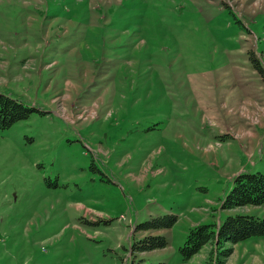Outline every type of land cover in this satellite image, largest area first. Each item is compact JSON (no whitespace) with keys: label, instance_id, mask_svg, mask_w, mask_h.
Returning a JSON list of instances; mask_svg holds the SVG:
<instances>
[{"label":"rangeland","instance_id":"1","mask_svg":"<svg viewBox=\"0 0 264 264\" xmlns=\"http://www.w3.org/2000/svg\"><path fill=\"white\" fill-rule=\"evenodd\" d=\"M0 92L34 109L0 130V264H264V235L178 250L264 218L221 208L264 174V0H0Z\"/></svg>","mask_w":264,"mask_h":264},{"label":"trees","instance_id":"2","mask_svg":"<svg viewBox=\"0 0 264 264\" xmlns=\"http://www.w3.org/2000/svg\"><path fill=\"white\" fill-rule=\"evenodd\" d=\"M34 109L21 100L0 92V130L12 126L19 120L27 118ZM244 205H264V174L261 172H241L234 176L233 186L223 197L222 209H232ZM177 218L165 215L156 220V228H170ZM264 235V218L253 215H228L216 224L199 223L188 229L183 244L179 247L182 260L190 259L206 243L219 248L220 254H229L230 248H223L225 243H237L250 237ZM167 239L161 235L147 236L135 241L132 250L151 251L164 248ZM213 249L211 250V253ZM131 264H145L142 260ZM164 264V263H157Z\"/></svg>","mask_w":264,"mask_h":264}]
</instances>
